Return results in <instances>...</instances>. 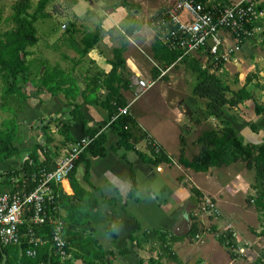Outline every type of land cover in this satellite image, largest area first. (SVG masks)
Instances as JSON below:
<instances>
[{
	"label": "crops",
	"instance_id": "obj_1",
	"mask_svg": "<svg viewBox=\"0 0 264 264\" xmlns=\"http://www.w3.org/2000/svg\"><path fill=\"white\" fill-rule=\"evenodd\" d=\"M66 1L70 5L68 9L73 11L72 18L68 19H72L70 22L77 25L74 38L76 43L71 45L72 43L66 44L64 41L65 54L61 55L60 52V60H57L60 62L50 67L42 65L39 68L40 74L31 76L25 85L29 98L19 123L27 130V147L31 148L26 149L22 162L28 160L32 154H35L40 162L44 161L45 156L37 149V143L45 144L41 130L42 122L46 123L51 119L69 120L73 108H67L66 96L77 94V103L81 105L85 123L73 122L70 132L74 142L89 137V132L97 129L99 125L106 124L102 132L105 134L108 154L99 157L87 153L76 171L80 186L93 193L99 201V206L91 210L90 226L81 230L88 232L103 249L107 257L106 264H148L151 259H159L158 264H176L162 254L157 237L139 245L138 238L152 232H160L174 239L171 245L173 256L178 257L181 264H247L241 263L239 258L233 260L228 250L217 239L218 235L228 233L230 229L236 231L240 242L248 246L247 261L253 263L255 258L263 257L256 252H264V236H260L262 229L260 230L259 225L253 226L252 219L246 222L234 209L236 201L244 193L256 194L246 180L245 165L240 163L197 173L184 167L179 160L181 139H184L186 144L185 157L191 161L200 153L201 145L198 140L202 134L221 130L227 123L245 137L246 142L261 143L264 114L258 117L254 102H249L237 110H228L224 123L206 115L204 103L191 96H187L188 99L186 97L182 109L174 106L172 78L168 77V74L179 68H170L166 72L165 80L160 77L153 79L151 69L157 66L153 45L158 34L148 27L149 18L170 9L172 0ZM219 1L226 4L237 0ZM259 3L264 7V0H259ZM64 14L68 15L65 12ZM63 25L67 23H62ZM99 27L101 42L80 62L79 55L72 48H77L76 45L85 32H95ZM128 29L133 30L132 35H129ZM262 41L258 39L248 42L236 54L235 61L226 67L227 75L228 72L231 74L234 68V74L228 75L230 80L235 79L237 74L241 80L244 72L248 75L260 70V78L264 84ZM121 48L124 50L126 67L120 73L130 83L129 90L123 92L131 105L130 114L171 158V163L155 165L135 151L118 148L119 137L109 128L111 119L108 111L93 103L96 97L104 96V81L113 68L111 61L114 58V50ZM65 56L68 58L65 59ZM193 56L200 57L204 63L208 60L204 53ZM57 67L63 72L62 75L55 76L57 81L60 80L63 84L65 81H74L77 90L72 92L69 91V86H65L64 91L55 95L46 91L38 92L37 82L47 68ZM137 79L155 80L157 83L154 88L157 87L160 91V101L167 100L166 106L134 109L137 104ZM177 99V104L183 102L182 97L178 96ZM257 100L259 102L260 98L257 97ZM261 102L259 105H264V97ZM249 122L257 124L259 134H254L246 125ZM52 130H56V127L52 126ZM53 137L55 142L51 146L60 147L62 137L57 133ZM71 146L73 145L62 148L56 163L69 152ZM136 149L145 155L149 153L146 141L140 142ZM17 158L14 163L0 164V172L18 168L21 158ZM134 185L135 193L132 194ZM61 188L68 196L74 195L70 180ZM195 190L202 196L201 201ZM205 198H210L218 204L221 211L219 218L207 217L200 213V204ZM247 213L248 211H243L242 215ZM256 219L260 224L262 218L260 220L257 215ZM196 221L201 232L192 238L191 232ZM73 264L87 263L78 260Z\"/></svg>",
	"mask_w": 264,
	"mask_h": 264
},
{
	"label": "trees",
	"instance_id": "obj_2",
	"mask_svg": "<svg viewBox=\"0 0 264 264\" xmlns=\"http://www.w3.org/2000/svg\"><path fill=\"white\" fill-rule=\"evenodd\" d=\"M55 0H40L34 11L33 0H15L13 6V15L7 19V23L11 28L7 31H0V90L1 103L0 111L8 115L0 124V164L14 163L15 159L20 155V147L16 144L19 136H23L24 140L27 136L25 126L19 123L20 116L24 112L28 102V94L25 91V85L30 81L32 76L30 67L28 66V58L33 55L31 49L38 47L40 38L36 23L42 19L50 17L47 10ZM224 4V3H223ZM227 4V3H226ZM264 11V7L259 5ZM1 14V13H0ZM1 17V15H0ZM264 25V20L262 22ZM77 25L71 23L67 25L64 37L58 41L60 44L76 43L75 34ZM129 35L133 34V30L128 29ZM101 28L95 32H85L83 38L77 43V48H72L80 57V62L85 59L89 52L93 50L101 42ZM261 39L264 46V33ZM124 50H114V58L111 61L112 71L105 77L104 96L96 97L93 100L94 104L103 107L108 111L111 121L109 128L113 130L119 137L118 148H125L128 151H135L140 157L147 158L148 162L155 165L163 163H171V158L160 148L157 151V144L149 134L144 131L130 114L119 115L121 108H126L129 105V100L125 98L123 92L129 90L130 83L120 73L126 67V61L123 58ZM154 60L157 66L151 69L153 79H158L162 72H167L170 68H179L185 66L187 70L194 76L196 83L192 88V95L204 103V110L209 117H215L224 123V117L227 111H234L249 102H254L255 112L258 117L264 114V105H259L257 102V94L264 92V84L260 78V70L249 73L244 81L242 88L234 89L233 86H238L240 83L239 74L231 80L227 73L217 74L212 73V59L207 55V62L204 63L200 57L189 55L183 56V51L170 49L165 43L161 35H157V39L153 45ZM67 59L68 57H64ZM30 63V62H29ZM44 66V65H43ZM222 66V65H221ZM63 72L59 67L51 69L43 74L37 82L38 92L46 91L53 95L58 94L65 86H69V91L77 90L74 81H65L63 84L60 80L57 81L56 75H62ZM165 76L162 79L165 80ZM60 79V78H59ZM78 92V91H76ZM67 94V93H66ZM77 94H67V108L71 110V118L65 120H50L42 122V132L44 134V143H37L39 149L45 159L40 162L35 154L22 162L16 169L0 172V192L18 190L29 193L36 188V183L33 182V177L43 171H54L57 167L55 162L62 148L76 144L71 135V127L73 122L85 123V117L81 112V105L77 103ZM85 125V124H84ZM254 134H259L257 124L254 122L246 123ZM52 126L56 130H52ZM106 124L99 125L97 129L88 133L89 138H96L93 144L89 147L87 153L93 156L104 157L109 150L106 148L105 134L102 132ZM59 134L62 139L60 147H52L55 142L53 135ZM263 141L261 143L246 142L234 128L227 123L226 127L219 130L207 131L202 134L198 143L201 145L200 153L189 161L185 157V140L181 139V155L180 164L188 169H192L197 173H206L212 168L232 166L243 163L246 170L253 171L255 174V182L252 188L256 191V197L253 199L254 206L262 215L264 220V130L262 131ZM146 141L149 153L145 155L137 151L136 146ZM84 153L76 163V168L70 176L71 187L74 195L68 196L61 186L55 187L58 198L54 204L47 208L48 219L43 225H25L22 229L21 244L12 246L0 245V264H73L74 261H83L87 264H106V254L99 247L97 241L88 232L83 231L84 227L90 226L91 210L99 206L98 199L93 193L86 191L80 186L76 179L77 167L86 158ZM146 156V157H145ZM135 185L133 193H135ZM201 201L202 196L198 193ZM250 205L252 206L251 202ZM52 220H61L64 224V237L67 242V253L70 256L68 260L62 262L55 255V248L52 243V236L56 229ZM201 232L199 223H194L191 237L195 238ZM41 237L45 244L37 248L35 257L27 255L28 249L31 248V235ZM264 236V226L260 233ZM157 237L163 255L168 256L176 264H181L178 257L173 256L172 243L173 238L160 232H152L138 238L139 245L149 242L152 238ZM219 243L228 250L233 260L239 258V254L232 251L240 246V240L234 239L230 244L228 242V233L217 236ZM159 259H151L148 264H158ZM144 264V262H141ZM251 264H264V257L256 259Z\"/></svg>",
	"mask_w": 264,
	"mask_h": 264
},
{
	"label": "built area",
	"instance_id": "obj_3",
	"mask_svg": "<svg viewBox=\"0 0 264 264\" xmlns=\"http://www.w3.org/2000/svg\"><path fill=\"white\" fill-rule=\"evenodd\" d=\"M170 9L157 13L148 20V27L164 40L173 50L183 51V57L208 53L212 59V73L225 74L227 65L235 61V56L248 42L261 39L264 33V11L260 9L259 0H237L223 4L219 0H172ZM62 29L66 31L67 25ZM230 41V42H229ZM222 65V66H221ZM166 75L162 72L160 78ZM155 80L137 79L139 98L156 85ZM131 106V105H130ZM130 106L121 108L119 115L130 112ZM115 117L111 122L115 121ZM96 138H83L71 146L69 152L57 162L54 171H43L33 177L36 188L29 193L18 190L0 192V245L7 247L21 244L22 229L25 225H43L48 219L47 208L58 198L55 187L62 186L70 180L80 157L87 153ZM160 148L157 145V151ZM200 213L214 218L221 216L218 204L205 198L200 204ZM56 227L52 243L55 255L65 262L70 258L64 237V224L61 220H52ZM31 235L27 255L35 257L37 248L45 244L41 237ZM198 238V237H197ZM238 239L233 229L228 231V242ZM232 251L245 255L244 246Z\"/></svg>",
	"mask_w": 264,
	"mask_h": 264
},
{
	"label": "rangeland",
	"instance_id": "obj_4",
	"mask_svg": "<svg viewBox=\"0 0 264 264\" xmlns=\"http://www.w3.org/2000/svg\"><path fill=\"white\" fill-rule=\"evenodd\" d=\"M39 1L40 0H33L34 6H33L32 11H34V9H35V7ZM67 2L68 1H66V0L54 1L48 7V10H47L50 17L42 18L36 23V28L38 30V36L40 38V43H39L37 48L31 49L34 56L32 55L28 58V60L30 62V63L28 62V66L30 67L32 77L37 76L38 73L40 74L39 68L42 65H44L46 67H50V66H54L55 64H57V62H60V61H57V60H60V57H59L60 52H61V55L65 54L63 44H60L58 41H60V38L64 37V35H65V31L62 29V23H64V24L67 23V25H68V23H72L70 21H72L71 18L73 16L72 15L73 11L71 9H68V8H70L69 7L70 5ZM14 3H15V0H0V13H1L0 14L1 15V17H0V31H2V32L7 31L11 28V25L7 23V19L13 15ZM61 11H62V13H61ZM64 12L67 13L68 15L64 14ZM68 17H71L70 21H69ZM231 74H234V68H233ZM231 74L228 72L229 76ZM246 75H247V72L246 73L244 72L243 78H241L238 86H235V85L233 86L234 89L237 90V89L242 88L244 81H245V78H246ZM168 77L172 78V84H173L172 87L173 88L171 89V92L174 95L172 97V98H174L173 102H175L174 106L180 107L182 109L184 102L188 99L189 96H191L195 99V97L192 95V88L195 85L196 80H195L194 76L187 70V68L185 66H181V67H179V69L172 71L171 73L168 74ZM231 82H232V79H231ZM146 93H144L145 95L143 94L139 98L135 99V102H137V104L135 105L134 109L135 108L139 109V110H141V109H152L154 107L156 109L158 105L163 106V107L166 106L165 104H166L167 100L165 101L163 99L162 101H160L161 100L160 91L157 90V87L154 89L152 88L150 91H148ZM257 95H258L257 97L260 98L258 103L262 104L261 101H262V98L264 97V92H259ZM178 96L183 98L182 103L177 104L178 103V99H177ZM0 97H1V90H0ZM186 97H187V99H186ZM198 101H200V100H198ZM0 103H1V98H0ZM168 105H169V102H168ZM7 117H8L7 114L0 111V124ZM17 139H18V141H16V144L18 145V147H20V155L18 157L22 159L24 157V153L26 152V149L29 147V146L27 147L28 141H27V139L24 140L23 136H19ZM141 147L143 148V146H141ZM29 148H31V147H29ZM245 177H246V180L251 185L254 184L255 174L253 171L247 170L245 173ZM255 197H256V194H253L251 192L244 193V195L240 196L238 198V201H236V205L234 206V209H236L237 213L240 214V217L244 218L246 222H249L250 219H252L254 221V223L253 224L251 223V224L255 227L259 225L260 226L259 228L261 230L264 226V220H261L262 215L257 211L256 207L254 206L253 199H255ZM250 202H251L252 206L250 205ZM243 211H248V213L242 215ZM257 215L260 217V220H261L260 224H259V221H257V219H256ZM207 217H210V216H207ZM241 242H240V245L244 246V248L246 249V253H247L248 246L244 243H241ZM253 252H255V249ZM256 252L260 253V256L264 257V252L261 253L260 250H257ZM247 259H248V257L246 256V254L245 255L239 254V260L241 263L247 262V264H251L252 262L250 263L249 261H247ZM255 259H257V258H255Z\"/></svg>",
	"mask_w": 264,
	"mask_h": 264
},
{
	"label": "water",
	"instance_id": "obj_5",
	"mask_svg": "<svg viewBox=\"0 0 264 264\" xmlns=\"http://www.w3.org/2000/svg\"><path fill=\"white\" fill-rule=\"evenodd\" d=\"M189 114H191V113H189Z\"/></svg>",
	"mask_w": 264,
	"mask_h": 264
}]
</instances>
